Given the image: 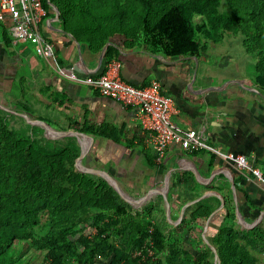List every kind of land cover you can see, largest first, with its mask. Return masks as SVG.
<instances>
[{"label":"trees","instance_id":"trees-1","mask_svg":"<svg viewBox=\"0 0 264 264\" xmlns=\"http://www.w3.org/2000/svg\"><path fill=\"white\" fill-rule=\"evenodd\" d=\"M49 2L64 30L92 51L120 35L155 53L197 56L204 42L239 34L264 93V0H42L47 9ZM116 54L107 46L104 57ZM24 122V131L10 127L0 108V264H23V247L40 253L41 264H215L202 229L217 198L187 207L178 223L195 237L192 253L166 231L169 223L157 221L153 202L133 211L104 178L76 171V137L39 139L42 128ZM225 208L224 222L208 237L218 263L260 264L264 232L236 229L234 211Z\"/></svg>","mask_w":264,"mask_h":264},{"label":"crops","instance_id":"crops-1","mask_svg":"<svg viewBox=\"0 0 264 264\" xmlns=\"http://www.w3.org/2000/svg\"><path fill=\"white\" fill-rule=\"evenodd\" d=\"M47 10L41 34L53 43L61 67L80 76H95L109 61L104 57L107 46L114 47L116 58L110 60L120 62L122 80L143 86L156 79L160 90L174 99L176 123L201 131L211 145L243 154L264 170V93L256 87L255 77L248 78L238 68H229L227 59L221 66L217 60L212 63L205 51L197 56H167L144 45H131L120 35L105 42L110 43L101 59L105 44L98 51L90 50L64 30L60 14L56 16L51 7ZM10 23L8 17L0 20V108L6 117L15 114L24 121L21 113H25L54 129H88L91 132H82L85 137H76L79 146L82 140L87 147L81 163L107 171L129 195L143 196L167 185L174 208L169 210L171 222L165 216V223H169L166 231L175 224L172 220L179 218L187 202L204 194L213 202L217 198L219 204L214 210L218 208L219 197L210 193L218 192L224 204L207 225L204 222L206 232L212 235L218 231L224 222L226 203L235 213L236 229L264 232V187L255 178L210 152L188 151L177 145H169L162 161L156 163L148 141L150 133L140 127L135 106L123 105L92 87L61 76L39 54L38 45L25 39L11 40L7 31ZM149 156L153 165H149ZM194 193L200 195L193 198ZM257 257L264 264V252Z\"/></svg>","mask_w":264,"mask_h":264},{"label":"built area","instance_id":"built-area-1","mask_svg":"<svg viewBox=\"0 0 264 264\" xmlns=\"http://www.w3.org/2000/svg\"><path fill=\"white\" fill-rule=\"evenodd\" d=\"M48 14L42 0H0V20L8 17V34L13 42L25 39L38 45L39 54L63 77L87 85L104 96L123 105L137 108L140 127L150 133L149 142L154 151V161L160 163L169 145L188 151L204 150L232 162L240 172L249 174L264 187V170L254 166L243 154L223 151L207 142L203 133L195 128L180 126L174 120L176 108L170 94L160 90L153 79L147 85L134 86L119 76L120 62L109 60L99 74L77 75L61 67L57 61L54 45L41 34V24Z\"/></svg>","mask_w":264,"mask_h":264},{"label":"rangeland","instance_id":"rangeland-1","mask_svg":"<svg viewBox=\"0 0 264 264\" xmlns=\"http://www.w3.org/2000/svg\"><path fill=\"white\" fill-rule=\"evenodd\" d=\"M196 21H200L199 18H195ZM8 31V30H7ZM198 40L200 42H204L203 38L198 34L197 35ZM203 51L207 52L209 54V60L213 63L215 60H217V62L219 63L218 66H221V62L225 59H227L226 65L229 68H238V71L243 74L248 76V78H251L252 76L255 77V71L253 68V61L254 58L252 55L247 54L242 46L241 43V36L239 34H233V33H229L226 34L220 41L218 42H209L206 41L204 42V46H203ZM230 59H233L235 61V63H237L236 65L232 64ZM224 63V62H222ZM234 65V67H232ZM235 70V69H234ZM233 70V71H234ZM6 114V113H5ZM7 122L9 123L10 127H13L15 129L18 130H23V127L25 128V123L23 120H20L17 118V116L15 114H10L9 117H6ZM25 121H27L25 119ZM43 130V128H42ZM27 135H30V129L28 132L27 129ZM35 136L39 139H42V137L49 139V140H54L52 138H50L51 136H49L47 134V132H42V133H37L35 134ZM169 191V188L167 190V192ZM131 195V197L133 198H139L141 197V193H138ZM168 193H166L167 196ZM153 202L154 206H155V210H156V219L158 222L160 223H165V216H166V220H168V217L166 215V207H165V203H163V198L161 195H153L151 198H149L146 202H144L143 204H137L136 207H132L133 211L139 210L141 208H143L145 205H147L149 202ZM171 209L174 208V202L172 200L171 197H169L168 200ZM161 208L164 211H161ZM175 224L172 225V227L169 228V230H167V232L172 233L173 238H175L177 240V243H183V245L185 247H187L192 253H196L197 251V246L196 243L194 241L195 237L192 235L191 232H185L181 227H178V219H173L172 220ZM86 232H92L93 228H91V226H86ZM211 231H207L205 234V237L208 238L211 233ZM182 245V244H181ZM23 259H22V263L23 264H41L42 261V255L40 253H34L33 251H26V248L23 247ZM214 255V254H213ZM19 256V255H18ZM16 259H18V257L16 256ZM219 261V260H218Z\"/></svg>","mask_w":264,"mask_h":264},{"label":"water","instance_id":"water-1","mask_svg":"<svg viewBox=\"0 0 264 264\" xmlns=\"http://www.w3.org/2000/svg\"><path fill=\"white\" fill-rule=\"evenodd\" d=\"M49 1V0H48ZM49 6L51 8L54 9L56 16H59L60 12L59 10L52 4V3H48ZM110 42L105 43L104 47H103V51L101 54V59L103 57V53L104 50L106 48V46L109 44ZM1 108H3L2 106H0ZM22 116L27 120L28 123H30L31 125H39L43 128L44 132H47V130H51L52 131V136L50 138L52 139H60L63 138L65 136H75L78 137L79 139L83 138V136H86L84 133L77 131V130H73V131H68V130H58V129H54L52 126H50L46 121L43 120H32L29 118V116L25 113H21ZM81 141V140H80ZM81 146H80V153L78 155V157L75 160V169L76 171L80 172V173H89V174H94V175H98L102 178H104L108 184L120 195V197L122 199H124L127 203L130 204L131 207H136L138 203H141L143 200H145L146 198H150L152 195H162L163 199H164V203H165V207H166V215L168 217V220L171 222L170 216H169V210H170V205L166 196L167 190H168V186L164 185L163 187H161V189H156L153 188L151 190H149L145 195L139 197V198H133L131 197L128 193H126L122 187H120V185L113 179V177L107 172V171H102V170H98V169H94V168H88L85 167L81 161L83 159V157L86 155L87 153V147L86 145H84V142L81 141L80 142ZM211 194L217 195L221 201L220 205L218 208H216L215 210H213L209 217L206 220V225L209 223L210 219L212 218V216L223 207L224 204V199L222 198V196L217 192H210ZM207 194L202 195L201 197L192 200L190 202H187L181 209L178 221L180 222V220L182 219L183 215H184V210L186 207L192 205L193 203L201 200L202 198L206 197ZM206 229L207 226H205V228L202 231V238L204 240V242L210 247V249L212 250L213 254H214V261L215 264H219L218 263V257H217V252L215 247L209 242L208 238L205 237L206 234Z\"/></svg>","mask_w":264,"mask_h":264},{"label":"bare ground","instance_id":"bare-ground-1","mask_svg":"<svg viewBox=\"0 0 264 264\" xmlns=\"http://www.w3.org/2000/svg\"><path fill=\"white\" fill-rule=\"evenodd\" d=\"M47 134H48L49 136H52V131L48 129V130H47ZM84 137H85V136H84ZM81 141H82V140H81ZM146 199H148V198H146ZM146 199H145V200H146ZM139 204H140V203H139Z\"/></svg>","mask_w":264,"mask_h":264}]
</instances>
